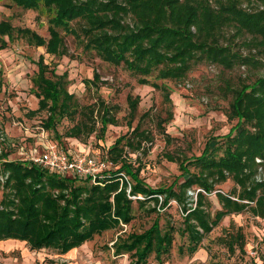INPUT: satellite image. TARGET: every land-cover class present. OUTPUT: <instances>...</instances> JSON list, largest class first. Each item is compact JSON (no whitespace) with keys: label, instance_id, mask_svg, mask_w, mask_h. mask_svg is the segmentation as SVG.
<instances>
[{"label":"trees","instance_id":"obj_1","mask_svg":"<svg viewBox=\"0 0 264 264\" xmlns=\"http://www.w3.org/2000/svg\"><path fill=\"white\" fill-rule=\"evenodd\" d=\"M24 10H36L43 6L53 13L50 19V39L46 41L35 32L19 30L22 37L37 47L44 46L47 52L64 55L61 30L82 36L84 46L93 50L105 62L124 64L129 71L140 76L182 79L197 61L232 68L235 63L244 66H264V0H12ZM261 3V6L244 7L243 4ZM254 5V4H253ZM129 19V20H128ZM80 22L79 29L72 30L71 23ZM232 28L234 34L225 38L249 35L248 44L262 55L263 60L244 56L220 41L224 29ZM14 29L8 22H0V39L13 38ZM38 74L34 84L38 89L40 112H47L43 122L46 129H54L64 119L82 115L75 96L68 91L67 74L51 71L44 60L37 62ZM98 76L95 75V79ZM143 84L147 79L140 80ZM87 83H91L87 81ZM230 118L238 123L225 136L224 151L207 144L202 155L181 162L183 183L168 188L152 189L140 178L125 155V145L135 150L143 140H150L149 133L137 126L130 138L120 137L109 148L107 156L116 162L119 169L107 172L105 186H97L90 180L62 177L49 173L39 166L8 160L9 152L2 149L5 142L0 126V184L4 193L0 203V241L26 242L31 250L52 249L66 254L78 248L96 235L128 225L134 219L133 201L129 199L127 184L122 175L130 176L133 196L143 195L140 206L147 200L159 205L177 202L184 214L181 230L187 241V251L196 253L206 236L221 219L250 208L254 216L264 218V178L258 179V170L264 167V77L252 84L241 83L233 92ZM168 100L169 95L166 94ZM139 99L128 97L130 115L135 116ZM102 104L99 139H103L113 117ZM89 119H81L66 133L81 139L97 131L94 109ZM87 116V113L84 114ZM126 141V142H125ZM135 142V143H134ZM259 160L260 162H257ZM116 164V165H117ZM190 166H195L191 172ZM229 176L240 187L239 192H217L223 210L212 216L206 196L217 191L216 186ZM120 180L123 187L120 192ZM197 187L204 192L197 194L195 207L189 206L188 191ZM232 197L236 198L233 199ZM172 225L164 229L156 220L142 234H129L114 244L115 255L130 254V264H148L152 254L158 263L171 253L173 244ZM242 234L230 236L229 250L234 251ZM244 244L241 245L243 251ZM183 250V247L180 248ZM264 264V257L261 258ZM251 264H258L253 261Z\"/></svg>","mask_w":264,"mask_h":264},{"label":"rangeland","instance_id":"obj_2","mask_svg":"<svg viewBox=\"0 0 264 264\" xmlns=\"http://www.w3.org/2000/svg\"><path fill=\"white\" fill-rule=\"evenodd\" d=\"M211 2L215 4L214 0ZM253 4L248 5L245 2L243 6H261V3ZM52 17L53 13L43 6L36 10H24L12 0H0V22H8L16 29L13 38L4 37L7 42L5 46L0 39V126L5 138L2 149L9 152L7 159L10 161L36 166L30 160L29 154L24 153L42 142L72 149L75 154L86 153L98 159L109 158L113 161L107 156L109 148L120 137H132L133 129L139 125L149 133L150 140H143L141 148L135 150L125 145L127 160L140 172V178L150 188L175 186L177 190L184 180L181 162L202 155L207 144L218 146L217 153L222 155L225 136L238 123L237 119L229 116L234 90L241 83L252 84L256 79L264 77L262 65L244 66L235 63L232 68L226 69L207 61H197L182 79L160 78L157 72L152 76H140L129 71L124 64L105 62L95 51L86 49L82 36H78L76 31L80 22L71 23L76 34L61 30L64 38L62 52L65 54L60 56L48 53L44 46L30 44L20 35L19 30L29 29L49 41ZM233 34L232 28L224 29L221 44H230L231 48L244 56L263 60L262 55L248 44L249 35L225 39ZM40 58L51 70L48 76H51L52 70L58 75L67 74L68 91L75 96L82 111L81 116H75V121L66 118L50 130L43 125L48 117L47 112L38 111V89L34 84ZM95 75L98 79L93 81ZM141 79H147L148 82L143 84ZM87 81L91 83L88 84ZM166 94L169 95V100ZM129 96L140 100L134 117L130 115ZM102 102L109 109L114 121L113 125L108 126L104 138L99 139L101 123L96 116L103 110ZM91 108L94 109V117L97 119V131L90 137H86L84 133L81 139L69 137L66 133L78 120L90 118ZM43 133L46 134L45 137H42ZM119 166L116 165L118 169ZM41 169L47 170L42 167ZM190 170L195 172V166H190ZM258 172L257 178H264L263 166ZM62 177L81 179L74 173ZM127 178L132 186L131 177ZM124 182L120 180L121 187L118 192ZM106 183L107 174H103L96 185L103 187ZM216 189L217 191L206 196L212 216L223 210L217 192L238 193L240 187L229 176ZM198 191L200 189L197 187L188 191L189 206L195 207ZM3 193L0 184V203ZM127 195L133 201L134 219L130 224H122L117 229L96 235L93 240L66 254L52 249L31 250L26 242L17 240L0 241V264H130V254L115 255V242L132 233H144L156 220L163 229L167 225H172L175 229L171 253L162 257L163 264L262 263L264 218L254 216L249 207L238 214L224 216L203 240L201 248L190 254L187 251L186 238L181 233L184 228V214L177 202L171 201L163 206L164 197L157 196L159 205L156 211H151L156 205L155 200L144 201L146 205L140 206L138 201L145 199L143 195V199L137 200L131 198V193ZM237 234H242L243 240L235 242L234 251L229 250L225 240ZM182 247L183 252L180 249ZM148 264H160L155 254L150 256Z\"/></svg>","mask_w":264,"mask_h":264},{"label":"built area","instance_id":"obj_3","mask_svg":"<svg viewBox=\"0 0 264 264\" xmlns=\"http://www.w3.org/2000/svg\"><path fill=\"white\" fill-rule=\"evenodd\" d=\"M45 136L46 134L43 133L42 137ZM24 154H29L30 160L36 166L52 171L54 174L64 176L68 173H74L81 179L90 180L94 185L98 184V179L103 174L118 169L109 158L98 159L86 153L75 154L72 149L49 142L38 143L32 150ZM121 175L122 180H125L128 184L127 193L130 195L131 184L124 173ZM200 191L204 192L201 189ZM131 198L134 200L143 199L141 195L132 196Z\"/></svg>","mask_w":264,"mask_h":264}]
</instances>
